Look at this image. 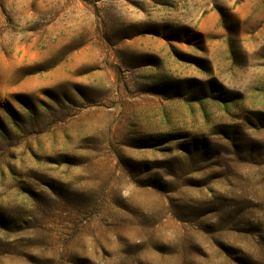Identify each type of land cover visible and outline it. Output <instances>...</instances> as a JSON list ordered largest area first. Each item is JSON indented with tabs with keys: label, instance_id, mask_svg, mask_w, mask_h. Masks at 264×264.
I'll use <instances>...</instances> for the list:
<instances>
[{
	"label": "rangeland",
	"instance_id": "374dc122",
	"mask_svg": "<svg viewBox=\"0 0 264 264\" xmlns=\"http://www.w3.org/2000/svg\"><path fill=\"white\" fill-rule=\"evenodd\" d=\"M0 264H264V0H0Z\"/></svg>",
	"mask_w": 264,
	"mask_h": 264
}]
</instances>
